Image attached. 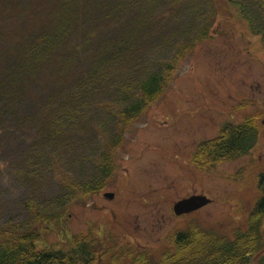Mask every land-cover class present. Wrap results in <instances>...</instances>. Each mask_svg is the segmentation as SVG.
Here are the masks:
<instances>
[{
  "label": "rangeland",
  "instance_id": "374dc122",
  "mask_svg": "<svg viewBox=\"0 0 264 264\" xmlns=\"http://www.w3.org/2000/svg\"><path fill=\"white\" fill-rule=\"evenodd\" d=\"M173 4L175 12L153 8L150 0H0V76L8 75L14 88L19 86L12 98L4 95V103L0 102V226L41 230L39 249L67 250L68 244L90 240L112 255L133 250L125 254L130 261L149 251L155 257L173 251L177 236L190 230L233 238L235 231L247 229L250 216L259 210L264 245V128L260 126L264 0H177ZM166 5V0L159 3ZM54 15L74 18L77 41L67 61L53 65L58 70L55 76L41 73L57 89L115 48H122L123 60L134 66L135 53L145 55V64L168 61L175 48L204 38L174 69H166V91L143 108L137 122L133 124L132 119L125 124L118 167L101 190L88 196L77 184L67 209L64 206V217L46 227L34 220L33 211L53 208L58 196L69 191L76 176L67 172L74 162L79 163L75 170L81 181L90 182L99 173L94 128L98 122L86 119L83 127L76 128L74 134L83 137L79 150L64 153L54 148L49 131L42 137L46 124L42 118L38 123L35 111V88L40 81H22L18 67L11 68L18 48ZM71 17L64 18L72 22ZM209 20L212 24L205 33ZM81 50L84 62L78 64ZM107 80L103 83L113 85L112 77ZM102 94L95 100L119 99ZM245 117L259 131L247 154H237L212 170L192 164L198 143L214 138L227 122L239 123ZM56 152L60 158L55 166L49 159ZM88 155L95 162L88 161ZM107 191L115 196L105 197ZM194 194H207L213 200L195 213L175 215L174 203ZM263 261L261 250L252 264Z\"/></svg>",
  "mask_w": 264,
  "mask_h": 264
},
{
  "label": "trees",
  "instance_id": "16d2710c",
  "mask_svg": "<svg viewBox=\"0 0 264 264\" xmlns=\"http://www.w3.org/2000/svg\"><path fill=\"white\" fill-rule=\"evenodd\" d=\"M150 1L153 8L176 11L173 3L177 0H166L168 5L165 7L159 6L162 0ZM236 2L240 5L239 1ZM195 11L198 12V9L195 8ZM54 16L49 18L48 25L38 30L36 35L28 38L18 48V55L14 57L16 60L12 61L11 68L18 67L19 73L23 76L22 81L34 79L40 81V86L35 88V111L38 112V123L41 125L42 118L46 124L41 130V132L45 131L42 137H47L46 131H49L50 142L54 148L64 153L79 150L83 137H77L74 134L76 128L83 127L86 119L98 122L94 128L98 132L99 153L96 167L99 166V173L90 182L81 181V175H76L75 170L79 168V163L74 162L67 172V175L76 176L73 180L75 183H72L69 191L63 196H58L53 208L44 210L39 207L40 209L33 211L34 220L43 222L46 227L64 217L67 199L77 184L84 187L87 195L101 190L103 182L116 167L115 152L124 136L125 124L128 125L130 120L140 115L143 108L162 93L167 80L166 69L168 67L174 69L182 56L191 50L196 42L204 38L194 39L193 43L182 44L175 48L174 55L168 61L158 60L145 64V55L134 52L137 54L134 66H128L126 60H123L122 48H115L107 52L104 58L93 59L91 68H84V74L80 73L78 78L75 77L76 80L69 82L66 86L61 84L57 89L56 86H51L53 81L45 80L41 73L48 71L50 73L48 78H51L52 74L55 76L58 70L53 65L59 62L65 63L77 41L74 18L67 15ZM64 17H71L72 22ZM195 18L199 20V13L195 15ZM209 22L204 26L205 33L212 24L210 20ZM49 25L50 27L45 29ZM251 27L255 32L253 25ZM133 47L135 46H131ZM78 57V64H82L84 62L82 50ZM108 76L112 77L113 85L103 83L108 81ZM14 86L15 82L9 81L8 75L1 74L0 102L2 104L4 95L10 99L14 96V92L17 93L19 86L16 88ZM101 93L107 98L119 96V99L95 100V97ZM90 99L95 103L90 104ZM89 112L95 113V116L86 117ZM256 133L257 129L251 126L231 130L217 139L205 142L199 150V159L204 166H211L221 159L244 153L254 143ZM59 158L60 155L56 152L55 157L49 159V164L56 166ZM87 160L95 162L93 155H88ZM37 161L41 162L38 159ZM261 207L262 204L258 209ZM261 217L262 212L256 210L252 218L251 216L249 218L247 229L235 231L233 238L224 235L215 236L204 229L190 230L177 236L173 251H165L158 257L149 251L146 254L133 256L130 261L125 254L135 253L133 250L112 255V251L102 250L90 240L68 244L67 250H54L47 247L39 249L37 244L41 237V230H33L31 227H22V225L8 224L6 227L1 225L0 264H250L252 257L264 248L262 234H260ZM116 255L120 256L114 257Z\"/></svg>",
  "mask_w": 264,
  "mask_h": 264
},
{
  "label": "water",
  "instance_id": "95a60500",
  "mask_svg": "<svg viewBox=\"0 0 264 264\" xmlns=\"http://www.w3.org/2000/svg\"><path fill=\"white\" fill-rule=\"evenodd\" d=\"M208 202L209 200L205 196L195 195V196H191L190 198L183 199L178 203H176L175 210L177 213L189 212L203 206Z\"/></svg>",
  "mask_w": 264,
  "mask_h": 264
},
{
  "label": "flooded vegetation",
  "instance_id": "af4514ba",
  "mask_svg": "<svg viewBox=\"0 0 264 264\" xmlns=\"http://www.w3.org/2000/svg\"><path fill=\"white\" fill-rule=\"evenodd\" d=\"M263 176H264V173H262L261 177H263ZM263 188H264V183L262 184V193H263V199H264V190H263Z\"/></svg>",
  "mask_w": 264,
  "mask_h": 264
}]
</instances>
